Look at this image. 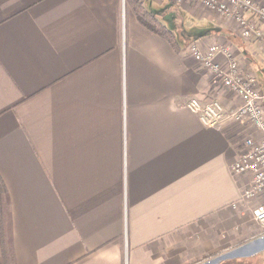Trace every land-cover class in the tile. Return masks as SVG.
I'll return each mask as SVG.
<instances>
[{
	"label": "crops",
	"instance_id": "obj_1",
	"mask_svg": "<svg viewBox=\"0 0 264 264\" xmlns=\"http://www.w3.org/2000/svg\"><path fill=\"white\" fill-rule=\"evenodd\" d=\"M140 1L177 44L127 0H0V264L2 212L14 264H264L250 175L230 167L258 134L186 106L239 102L189 44L228 45L262 91L264 49L219 17L184 34L191 0Z\"/></svg>",
	"mask_w": 264,
	"mask_h": 264
},
{
	"label": "built area",
	"instance_id": "obj_2",
	"mask_svg": "<svg viewBox=\"0 0 264 264\" xmlns=\"http://www.w3.org/2000/svg\"><path fill=\"white\" fill-rule=\"evenodd\" d=\"M181 2L183 0H176ZM207 13L231 22L235 30L244 39L254 38L264 49V0H191ZM192 56L212 73V82H219L233 91L239 102L230 108L216 98L202 101L199 97H190L186 106L195 113L201 123L215 126L225 119L247 122L258 136L250 134L244 139V146L231 163V169L237 173H248L250 182L243 190L245 198L255 199L251 209L252 218L262 225L264 235V91L256 78L242 71L239 61L232 56L231 48L226 44L196 42L189 44ZM221 54L224 62L216 61Z\"/></svg>",
	"mask_w": 264,
	"mask_h": 264
},
{
	"label": "trees",
	"instance_id": "obj_3",
	"mask_svg": "<svg viewBox=\"0 0 264 264\" xmlns=\"http://www.w3.org/2000/svg\"><path fill=\"white\" fill-rule=\"evenodd\" d=\"M129 4L131 5V8L135 12L137 18L139 19L142 24L146 25L151 30L155 31L156 33H160L164 35L169 41H172V45L177 44V36L174 35L169 27L167 25H162L157 18L153 15L152 12L148 11L144 6L142 5L140 0H127ZM208 31H205L202 34H206ZM183 33V32H182ZM184 34H187L186 32ZM4 188L0 182V195H3ZM2 237L1 242L2 246L5 250V260L4 264H14L12 255L9 253L10 249V238L8 236V223L7 220H5L4 212H2Z\"/></svg>",
	"mask_w": 264,
	"mask_h": 264
},
{
	"label": "rangeland",
	"instance_id": "obj_4",
	"mask_svg": "<svg viewBox=\"0 0 264 264\" xmlns=\"http://www.w3.org/2000/svg\"><path fill=\"white\" fill-rule=\"evenodd\" d=\"M164 4H166V1L163 0ZM145 3L149 2V0H144ZM197 8V7H194ZM194 8L192 9L191 7L189 8V10H185L183 12H181V17L184 20V23L182 24V28L183 31L187 32V34H195L197 32V30H201V29H206L208 27H210V25H215L219 23V19L216 18L217 16L212 14V13H207L206 10L201 9L199 11L194 10ZM194 10V11H193ZM168 12H172V11H168ZM201 12V13H199ZM199 13V14H198ZM166 15V11L164 10L160 16H162L164 18V20ZM171 15H173L175 17V13L173 12ZM174 23H177V19L174 18ZM181 21V19H180ZM168 22V21H167ZM182 23V21H181ZM185 27V30H184ZM181 30V29H180ZM178 35V33H176V36ZM222 264H237L235 262H233L230 258L227 261H223Z\"/></svg>",
	"mask_w": 264,
	"mask_h": 264
}]
</instances>
